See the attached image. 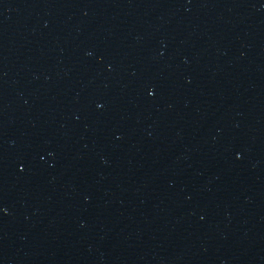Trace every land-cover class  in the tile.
I'll use <instances>...</instances> for the list:
<instances>
[{"label":"water","instance_id":"water-1","mask_svg":"<svg viewBox=\"0 0 264 264\" xmlns=\"http://www.w3.org/2000/svg\"><path fill=\"white\" fill-rule=\"evenodd\" d=\"M0 264H264V0H0Z\"/></svg>","mask_w":264,"mask_h":264}]
</instances>
